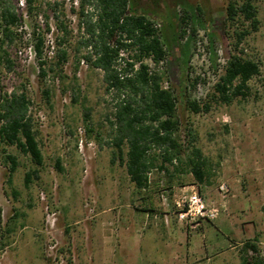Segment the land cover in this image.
<instances>
[{"label":"rangeland","instance_id":"rangeland-1","mask_svg":"<svg viewBox=\"0 0 264 264\" xmlns=\"http://www.w3.org/2000/svg\"><path fill=\"white\" fill-rule=\"evenodd\" d=\"M74 1L64 0L60 8L70 32L66 45L71 55L61 76L39 77L31 43L11 51L16 60L13 73L0 63V101L25 86L45 159L40 180L27 187L26 174L34 165L8 147L19 161L11 187L9 167L0 157L1 226L8 228L12 219L17 224L10 245L0 248V264H164L167 245L177 255L174 264H241L242 245L255 239L264 258V0H254L261 28L244 45L246 57L261 67L260 76L249 83V96L231 105L211 101V111L199 115L186 101L209 100L231 55L222 31L228 0H131L134 12L153 20L166 41L167 61L159 67L150 59L145 63L165 73L164 86L175 92L182 140L188 144L193 129L196 146L212 165L210 183L204 185L189 173L170 183L163 172L154 170L146 192L131 183L125 166L111 164L112 150L100 145L109 139L107 117L114 108L105 93L103 73L84 61L78 65L74 47L80 35L79 7ZM22 2L18 6L24 14ZM185 11L193 16L197 33L188 31L180 39ZM44 16L50 17L45 53L51 58L53 41L62 33L47 4L35 19L43 28ZM24 19L29 42L31 19ZM195 80L198 85L192 89ZM46 85L53 90L52 107L42 96ZM223 185L228 186L225 192ZM194 196L205 204L207 217L181 220L179 213ZM151 209L154 213L144 212ZM167 221L168 233L163 230ZM138 232L144 233L139 243Z\"/></svg>","mask_w":264,"mask_h":264},{"label":"trees","instance_id":"trees-1","mask_svg":"<svg viewBox=\"0 0 264 264\" xmlns=\"http://www.w3.org/2000/svg\"><path fill=\"white\" fill-rule=\"evenodd\" d=\"M63 3V0H24L26 11L23 14L18 6L19 0H0V63L8 72L13 73L16 68L11 51L31 43L39 66V77L46 80L50 73L61 76L71 57L66 45L70 32L62 20L60 9ZM46 4L53 11L58 30L62 33L53 41L55 50L51 58L45 53L46 35L51 32L50 17L44 16L47 21L44 28L35 21ZM79 4L76 14L80 35L74 47L78 65L84 61L101 71L105 93L112 98L114 113L107 117L109 139L100 141L102 148L112 150L111 164L120 162L125 166L131 183L139 192L150 189V175L154 170L163 172L170 183L187 173L201 185L210 183L212 165L196 146L195 131L189 130L188 144L182 140L178 101L175 92L164 86L166 74L151 70L145 63L150 59L155 67H159L168 58L166 41L156 23L146 15L135 13L131 0H80ZM196 10L203 14L200 8ZM25 17L31 19L32 25L29 42H25L23 32ZM180 28V39H185L188 31L193 35L197 33L193 16L188 11L180 18ZM260 28L259 11L254 0H228L222 31L229 40L231 55L214 91L209 94V100L205 103L186 101L193 114L209 113L211 101L231 105L237 99L249 96V83L260 76L261 67L246 57L244 45ZM121 51L128 55V58L123 57V62L120 61ZM197 85L198 80H195L191 88L196 89ZM24 87L22 85L12 93L4 94L0 101V157L9 167L8 184L11 187L19 161L17 156L8 152V147H15L34 165L26 174L27 187L40 180L45 163L31 114L33 102ZM42 96L52 107L53 90L50 86H43ZM73 100L78 101L76 95ZM88 132L92 133L90 129ZM57 168L62 171L60 162ZM13 195L17 197L18 193L13 190ZM144 212L154 213V210ZM15 220H11L8 228H3L0 209L1 249L10 245L9 239L16 232ZM258 242L257 239L249 240L242 245L241 264H264Z\"/></svg>","mask_w":264,"mask_h":264},{"label":"built area","instance_id":"built-area-1","mask_svg":"<svg viewBox=\"0 0 264 264\" xmlns=\"http://www.w3.org/2000/svg\"><path fill=\"white\" fill-rule=\"evenodd\" d=\"M79 1L80 0H75L73 4H76L78 7H80ZM22 4H24V2H22ZM125 56L126 54L124 53V51H121L120 53L121 62H123L122 60H123V57ZM165 87L168 88V86H165ZM227 189H228V186L226 185L221 186V191L225 192ZM178 207H181V204H178ZM206 213H207V209H206L205 204L202 202L201 198L194 196L193 198L190 199L189 204L184 205V211L179 213V217L181 220L195 218V217L196 218L207 217ZM214 213H216V210H214V212L212 211V214H211L212 217L215 216Z\"/></svg>","mask_w":264,"mask_h":264},{"label":"crops","instance_id":"crops-1","mask_svg":"<svg viewBox=\"0 0 264 264\" xmlns=\"http://www.w3.org/2000/svg\"><path fill=\"white\" fill-rule=\"evenodd\" d=\"M169 228H170V226L168 224V221L167 222H164V224H163V230L164 231L167 230V233H168L169 232ZM137 234H138L137 235L138 237H137L136 241H137V243H139L140 242V239L144 237V233L138 232ZM141 234H143V235H141ZM168 236L169 235H166V238H168ZM165 253H166V255H165L166 257H165L164 264H174V262H175L174 261V257L177 256V255L175 254L174 251L170 250V246L169 245H167L166 252Z\"/></svg>","mask_w":264,"mask_h":264}]
</instances>
